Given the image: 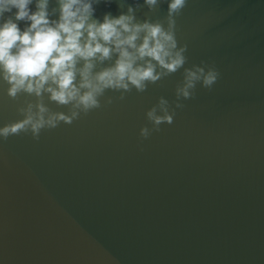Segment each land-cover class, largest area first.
Instances as JSON below:
<instances>
[{
    "label": "water",
    "instance_id": "obj_1",
    "mask_svg": "<svg viewBox=\"0 0 264 264\" xmlns=\"http://www.w3.org/2000/svg\"><path fill=\"white\" fill-rule=\"evenodd\" d=\"M137 4V21L167 27L168 0H101L95 18ZM48 11L58 19L59 0ZM176 23L185 67L220 77L171 125L140 136L161 96L175 108L183 69L39 140L0 137V264H264V0H188ZM8 88L0 78V127L36 99Z\"/></svg>",
    "mask_w": 264,
    "mask_h": 264
},
{
    "label": "clouds",
    "instance_id": "obj_2",
    "mask_svg": "<svg viewBox=\"0 0 264 264\" xmlns=\"http://www.w3.org/2000/svg\"><path fill=\"white\" fill-rule=\"evenodd\" d=\"M100 2L59 0V18L54 20L49 0H0V78L9 85L13 100L21 94L36 98L17 109L23 119L0 127L4 140L21 133L39 140L42 130L55 129L61 122L72 124L81 114L124 100L133 89L143 93L149 84L183 69L175 108L161 96L147 111L152 128L142 127L140 136L148 139L162 124L174 122L176 109L185 106L181 101L195 98L197 84L210 90L217 82L220 72L214 65L185 67L188 46L178 45L176 17L188 0H168L167 27L161 21H137L139 4L118 17L106 13L101 22L94 7ZM34 3L35 11L30 7ZM160 3L144 0L150 11ZM114 56V63L96 70L97 62L103 65ZM109 90L119 92V97L108 96L102 103ZM46 93L58 106H70L69 112L51 110L43 99Z\"/></svg>",
    "mask_w": 264,
    "mask_h": 264
}]
</instances>
